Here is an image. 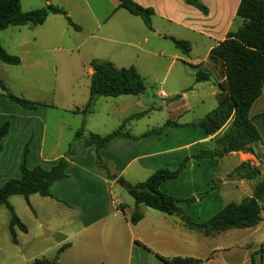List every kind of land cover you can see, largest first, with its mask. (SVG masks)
Wrapping results in <instances>:
<instances>
[{
  "label": "crops",
  "instance_id": "1",
  "mask_svg": "<svg viewBox=\"0 0 264 264\" xmlns=\"http://www.w3.org/2000/svg\"><path fill=\"white\" fill-rule=\"evenodd\" d=\"M134 1L154 11L153 29L150 30L140 17L120 9L118 0H112L105 13L95 17L96 26L89 31L90 39L105 42L104 47L110 55L83 57L81 58L82 63L90 65L92 60L99 59L110 61L117 68L135 67L144 79L149 72H154L160 65L164 70L169 64L168 68L171 69L175 63L181 62L184 66L181 72L190 71V75H194L195 84L202 87L203 83L208 81L196 82L198 69L195 67H198L200 71L209 74L210 80H215L216 89L212 90L208 97L215 99L212 110L217 108L218 95L222 92L221 84L226 80L221 44L230 32L237 31L243 24L237 18L241 0H200L201 4L207 8V13L189 4L186 0ZM85 4H88V0ZM49 5L66 8L64 4L56 0H47L45 7ZM122 11L134 17L130 18L128 14L123 13L126 27L117 22L107 28L106 32H99L107 21ZM63 19L67 21L62 15L51 14L41 25L42 27L48 25L52 28L51 39L56 40L63 34L69 36L70 26L66 28L62 26V32L60 31ZM78 26L80 30L75 29V31L82 32L83 28ZM121 33L124 35H120ZM170 38L189 42L190 53L182 52L183 56L178 52L181 50L177 47L176 52ZM32 43H36V39ZM85 44H81L79 48ZM68 58L73 60L71 56H67L64 61L66 62ZM22 65L21 59V64L18 66L6 65L1 68L10 71L7 67L17 68ZM54 69H57L56 64ZM93 72L94 69L91 68V76ZM1 79L9 90H13L6 79ZM0 90V107H2L0 121L9 122L11 126L10 134L5 140L4 150L0 155V178L2 184H5L21 176L20 167L23 157L20 146L17 149L11 146L13 132H20L23 135L25 132L23 128L26 126L29 128L31 125L28 118L35 113L49 116L50 110L47 105L40 106L31 112L22 110L23 108L14 106L13 102L8 100L2 87ZM189 90L192 92L195 89ZM158 96L161 99L169 98L162 90L156 93V97ZM122 97H126L128 101H135L141 108V112L145 113L144 116L151 114L152 108L141 104L143 95ZM188 97L189 94L183 91L182 95L177 96L179 100L171 102L169 107L171 111L178 114L177 123L183 126L189 125L188 131H191L190 129L194 131L196 128L190 125L198 123L212 110L205 112L196 121L189 123L179 121L180 118L190 113V107L186 102ZM89 98L90 88L83 93L80 99L81 104L86 106ZM199 99V103H204L201 99H207V96L199 97ZM99 100L100 98L96 103ZM119 108L120 102L116 103V111ZM68 110L75 115H83L80 108ZM134 114L121 115L119 117L120 126ZM250 118L261 135V141L252 145L254 155L234 152L226 154L219 160H205L193 164L177 178L162 185V191L181 199L214 189L194 204L182 206L194 223H205L226 205L241 203L243 199L252 196L255 184L262 179L264 174V87L260 98L251 108ZM134 120L136 119L130 121L131 125ZM229 126V124L226 125L217 135L213 136H209L204 129H201L194 140H188L189 134L182 135L181 143L169 148H163L164 144L167 141L171 143L177 133L173 129H181V127L168 128L162 135L138 141L118 139L109 148L98 151L106 169L97 163L96 148L94 146L87 148L83 142H79L75 147L76 154L69 163V177L54 183L51 187L53 197L40 195L41 198H38L39 194L31 195L29 207L32 215L24 213L23 209L19 211L11 203L17 216L27 227V232L16 227L17 243L13 242L10 232L11 213L5 205L0 206V209L5 207L9 211V214L0 220V229L6 230V241L0 243V259L6 258L9 264H33L38 259L52 261L49 264H165L158 258V256H163L167 258L192 257L203 260V264H264V246L261 245V248L250 251L248 242H239L238 229L205 236L197 230L188 228L181 215H167L143 205L139 207V210L144 214V218L137 224H133L130 218L137 208L136 204L130 210L122 203H119L117 207L113 206L112 188L118 184L119 178L125 180V176L132 173L133 178L129 182L134 184L147 180L159 169L175 170L183 158L193 156L203 150L214 149L215 139ZM80 128L75 127L72 133L73 140ZM129 131L134 136L145 133H133L131 129ZM36 133V130H33L30 140L33 141L36 137L38 144L36 158L39 161L35 164L28 160L27 164L30 168L43 166L45 169H50L64 155L62 153L56 155V146L47 150L48 121H42L38 134ZM95 134L107 135L99 132ZM228 157L236 160L234 167L232 169L221 168L223 161ZM76 159L79 161L77 162ZM243 162H251L253 166L259 167L261 176L253 180L231 176ZM10 169L13 170L12 173L4 177L5 174L10 173ZM262 218L258 226L241 230L253 231L256 236L260 235L264 232V209ZM65 245L68 247L60 251ZM239 254L242 255L241 262L238 259ZM12 259L13 261L10 262Z\"/></svg>",
  "mask_w": 264,
  "mask_h": 264
},
{
  "label": "trees",
  "instance_id": "2",
  "mask_svg": "<svg viewBox=\"0 0 264 264\" xmlns=\"http://www.w3.org/2000/svg\"><path fill=\"white\" fill-rule=\"evenodd\" d=\"M118 1L120 2V9L128 11L133 16L140 17L150 30L153 29L152 20L155 13L152 9L144 8L134 0ZM186 1L204 13L208 12L200 0ZM51 14L65 16L71 27L80 30V27L73 22L67 11L62 7L49 5L25 12L22 9V0H0V33L11 27H39L46 22ZM237 18L243 22L242 26L237 31L230 32L221 44L226 80L221 84L222 92L218 95V106L198 123L190 125L204 129L209 136L217 135L228 124L230 125L229 128L215 139L214 149L203 150L197 155L186 157L175 170L159 169L147 180L134 184L119 178L118 183L126 188L135 200L137 208L130 218L133 224H137L144 218V214L139 210L141 205L167 215H181L188 228L197 230L205 236L231 229L253 228L262 222L264 174L262 179L255 184L252 196L243 199L241 203L226 205L215 216L201 224L194 223L187 216L182 205L189 206L197 200L205 198L214 189L187 199L171 196L161 189L164 183L177 178L193 164L209 159L219 160L226 154L234 152L254 155L255 151L252 145L261 141V135L250 118V111L253 104L260 98L264 87V0H241ZM170 40L184 53H190L191 45L189 42L175 38H170ZM0 60L11 66L21 64V59L18 56L11 55L1 44ZM90 66L95 72L91 76L89 101L81 110L84 115L93 112L98 98L140 96L146 92L144 79L135 67L117 68L112 62L99 59L92 60ZM195 69H198L197 83L210 80L207 72L200 71L198 67H195ZM0 85L8 100L26 110H36L45 105L14 95L1 80ZM144 115L145 113L141 112L130 116L117 130L107 135L86 134L83 125L76 132L67 153L58 159L50 169L41 166L30 168L27 164L29 151L26 149L20 167L21 177L9 180L0 188V206L5 205L11 213L10 232L13 242L17 243L16 227L24 232H27V227L17 216L10 203V198L21 195L30 205L31 195L39 194L42 197H53L51 187L54 183L69 177V163L79 142H83L87 148L94 146L97 150L98 165L106 169V165L98 151L109 148L114 141L118 139L138 141L143 138L162 135L167 128L189 127V125L183 126L177 122L168 121L164 126L152 128L139 136L132 135L127 129L128 123ZM10 129L9 122L0 121V155L4 150L5 140L10 134ZM231 176L253 180L261 176V170L259 167L253 166L251 162H243L234 170ZM67 247L65 245L60 251ZM158 258L165 264L204 263L203 260L192 257L167 258L158 256ZM49 263H52V261L38 259L33 264Z\"/></svg>",
  "mask_w": 264,
  "mask_h": 264
},
{
  "label": "rangeland",
  "instance_id": "3",
  "mask_svg": "<svg viewBox=\"0 0 264 264\" xmlns=\"http://www.w3.org/2000/svg\"><path fill=\"white\" fill-rule=\"evenodd\" d=\"M56 1H59V3L64 4V6L68 8V10L65 8L67 13H71L70 15L68 14V16L83 28L82 32L77 33V31L63 19L64 21L63 24L60 25V31L62 32V26L65 28L66 26H70L69 36L71 38L63 34L56 40L51 39L50 32H52V28H49L48 25L47 27L39 26L37 28L30 26L11 27L0 33V44L8 52L10 51V54L20 57L23 61L22 66L17 68L7 67L10 70L7 71L1 68L7 64L5 65V63L0 60V77L6 79L8 85L13 89L10 91L14 95L45 104L50 110L49 116H41L42 113H35V115L28 118L29 124L31 125L29 128L27 126L23 128L25 131L23 135L16 131L12 134L11 146H15L16 149L20 146L22 157H24L25 150L28 149L29 153L27 155L29 159L27 158V161L29 160L30 163L34 162L35 164L39 161V159L36 158L38 144L36 142V137L31 141L30 136L33 130H36V135L38 134L41 122L44 120L48 121L47 150H51L56 146V155L61 153L65 155L64 153L68 151L72 143V133L75 127L80 128L84 125L86 134L96 132L109 134L120 127L119 117H121V115H129L131 113L137 114L142 111L135 101H128L126 97H101L100 100L95 103L94 111L87 115H75L68 110L77 108L83 109L85 104H81L80 99L83 93L90 88L91 66L89 64H83L81 58L107 57L110 55L104 47L105 42L90 39L89 31L96 26L95 17L103 15L110 7V2H112V0H88V4H85L86 0ZM46 2L47 0H22V7L25 12H28L45 7ZM123 13L128 14L130 18H134L126 11L118 12V15L110 21H107V24L103 25L99 32H106L105 30L107 28L112 27L114 24H117V22L126 27V22L123 21ZM93 14H95V16H93ZM99 32L97 33L100 34ZM120 35L124 34L121 33ZM34 39H36V43H32ZM83 43L86 44L82 48H79ZM174 48L176 51L175 45ZM178 52L182 54L183 51L178 50ZM67 56H71L73 60L68 58L65 62L64 58ZM55 64L57 69H54ZM160 66H158L154 72L151 71L149 75L144 77L146 92L142 94L141 104L152 108V112L150 111V115L134 120L132 125L128 123L127 129H131L133 133L141 134L154 127H162L168 121L176 122L179 119L178 114L171 111L172 109L169 107V104L179 100L177 96L182 95L183 91L189 94L186 102L188 103V107H190V113L184 118H180L179 121L184 123L196 121L202 117L205 112L213 109L212 107L215 99L214 97H208V95L212 90L216 89L214 86V79L203 83L202 87H199L195 84L194 75H190V71L185 73L181 72L184 68L181 62L175 63L171 69L168 68L169 64L164 70ZM191 88L195 90L191 92L189 90ZM160 90L164 91L169 98L161 99L160 96L156 97V93ZM203 96H207V99H201L204 103H199V97ZM119 102L120 108L116 111V103L118 104ZM13 104L19 108L21 107L16 103ZM0 110H2V107H0ZM22 110L28 111L24 108ZM173 130L177 132L175 137L172 138L171 143L167 141L163 148L179 145L182 135L189 134L188 140H194L198 137V132H201V128L198 127H196L194 131H192L193 129L188 131V127H181V129ZM75 154L76 151L74 150V155ZM185 159L186 158H183V160ZM183 160H181V162ZM76 161L78 162L79 159H76ZM235 162L236 160L233 157H228L223 161L221 168L232 169ZM12 171L13 170L10 169V173L5 174L4 177H8ZM20 177L21 176H19V178ZM132 178V173H130L125 176V181L132 183L129 182ZM2 183L0 178V188L4 185ZM38 198H41L40 195ZM112 200L114 207H117L119 203H122V205L126 206L129 210L135 207L134 198L128 193L127 189L119 183L112 188ZM10 203L14 204L19 211L23 209L24 213L27 212L29 215H32L29 204L25 201L23 196H13ZM8 214L9 211L5 207H1L0 220H2L3 216L5 217ZM263 234L264 232H261L260 235L256 236L253 231L238 229L237 238L241 243L248 242L250 245L249 250L252 251L258 247L261 248V245L264 246ZM5 241L6 230L0 229V243H5ZM239 255L240 257H238V259H240L241 262L242 255ZM12 261L13 259L10 262ZM0 264H9V261H7L6 258H2L0 259Z\"/></svg>",
  "mask_w": 264,
  "mask_h": 264
},
{
  "label": "water",
  "instance_id": "4",
  "mask_svg": "<svg viewBox=\"0 0 264 264\" xmlns=\"http://www.w3.org/2000/svg\"><path fill=\"white\" fill-rule=\"evenodd\" d=\"M94 72H95V70H94Z\"/></svg>",
  "mask_w": 264,
  "mask_h": 264
}]
</instances>
